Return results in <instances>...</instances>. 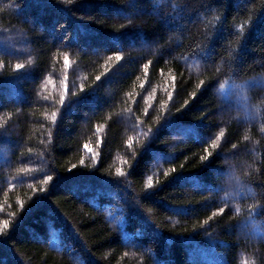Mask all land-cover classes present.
I'll return each mask as SVG.
<instances>
[{"label":"trees","instance_id":"obj_1","mask_svg":"<svg viewBox=\"0 0 264 264\" xmlns=\"http://www.w3.org/2000/svg\"><path fill=\"white\" fill-rule=\"evenodd\" d=\"M5 219L0 264H264V0H0Z\"/></svg>","mask_w":264,"mask_h":264},{"label":"snow or ice","instance_id":"obj_2","mask_svg":"<svg viewBox=\"0 0 264 264\" xmlns=\"http://www.w3.org/2000/svg\"><path fill=\"white\" fill-rule=\"evenodd\" d=\"M65 2L70 4V3L73 2V0H65ZM114 39H119V38H114ZM109 59H112V57H109ZM115 60L119 61V60H120V56H119V55L115 56ZM64 63H65V66L67 67V66H68V63H69V58H68L67 56L64 57ZM194 66H196V65H194ZM23 67H24V65H18V68H23ZM147 71H148V66L145 65V67H144L145 75H147ZM100 78H101L100 76H97V77H96L97 80H99ZM172 81H173V87H174V81H175V77H174V76L172 77ZM202 84H203V81H201V85H202ZM140 86L143 87V84H141ZM168 97H169V99H171V92L168 93ZM45 99H47V97H45ZM145 102L147 103V101H145ZM163 108H166V104H162V105H161V109H162V110H163ZM129 111H130V109H129ZM55 117H56V113L53 112L51 118L54 120ZM99 131H100V129H97V132H99ZM142 134H143V135H147V132H144V133H142ZM223 135H224V132L221 131V132L219 133V136L217 137L216 142H215L214 144L211 145V147H212L213 149L219 144V141H220V139L223 137ZM245 139H248V137L245 136ZM129 147H131V142L129 143ZM85 148H86V150H87L89 153H92V152H93V149H92L91 147H88L87 145H85ZM206 153H207V150H206ZM209 155H210V153H207L202 159H207ZM93 159H95V156H93ZM81 163H83V161H81ZM125 163H126V162H125ZM117 171H118L120 174H123L122 169H118ZM164 175L167 176L168 173L165 172ZM51 179H52V177H51V176H48V177H47V180H45L44 183H47V182L50 181ZM157 182H158V181H157ZM146 186H147V188H149V189H151V188L154 186V180L152 179V177H149V178L147 179ZM20 206H21V207L23 206V201H21ZM219 211H220V214H222L223 209H220ZM13 215H14V214H13ZM205 223H207V221H205ZM9 225H10V221L7 220V219L0 221V234H4V233L7 231V229L9 228ZM252 261H253V259L247 261L246 264H252Z\"/></svg>","mask_w":264,"mask_h":264},{"label":"rangeland","instance_id":"obj_3","mask_svg":"<svg viewBox=\"0 0 264 264\" xmlns=\"http://www.w3.org/2000/svg\"><path fill=\"white\" fill-rule=\"evenodd\" d=\"M10 50L12 51L13 49L10 48ZM20 50H22V49L21 48H17L16 49L17 52L20 51ZM228 88H229V86H225L223 89L220 90V93H219L220 98H222V99L227 98V96H228V94H227ZM232 110L233 111L235 110V106L232 108ZM237 114L240 115V116H242L244 120H246L248 118L245 115L244 110H239V112L237 111ZM193 258H196V257L193 256Z\"/></svg>","mask_w":264,"mask_h":264},{"label":"clouds","instance_id":"obj_4","mask_svg":"<svg viewBox=\"0 0 264 264\" xmlns=\"http://www.w3.org/2000/svg\"><path fill=\"white\" fill-rule=\"evenodd\" d=\"M239 212H240V209H239V207H237L236 208V213L239 214ZM252 264H256L255 260L252 261Z\"/></svg>","mask_w":264,"mask_h":264}]
</instances>
